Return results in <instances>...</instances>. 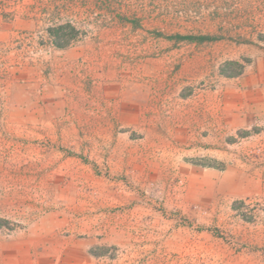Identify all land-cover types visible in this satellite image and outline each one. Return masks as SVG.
<instances>
[{
    "label": "rangeland",
    "instance_id": "374dc122",
    "mask_svg": "<svg viewBox=\"0 0 264 264\" xmlns=\"http://www.w3.org/2000/svg\"><path fill=\"white\" fill-rule=\"evenodd\" d=\"M0 264H264V0H0Z\"/></svg>",
    "mask_w": 264,
    "mask_h": 264
},
{
    "label": "trees",
    "instance_id": "16d2710c",
    "mask_svg": "<svg viewBox=\"0 0 264 264\" xmlns=\"http://www.w3.org/2000/svg\"><path fill=\"white\" fill-rule=\"evenodd\" d=\"M51 34L54 37L56 45L64 46L67 43L68 33L64 32L62 27H59L54 33Z\"/></svg>",
    "mask_w": 264,
    "mask_h": 264
},
{
    "label": "bare ground",
    "instance_id": "6f19581e",
    "mask_svg": "<svg viewBox=\"0 0 264 264\" xmlns=\"http://www.w3.org/2000/svg\"><path fill=\"white\" fill-rule=\"evenodd\" d=\"M189 115V114H188ZM190 124H191V122H190Z\"/></svg>",
    "mask_w": 264,
    "mask_h": 264
}]
</instances>
